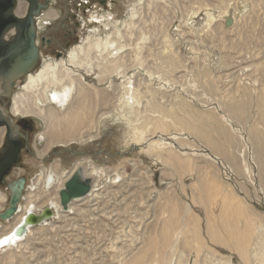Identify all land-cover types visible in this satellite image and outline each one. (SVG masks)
<instances>
[{
	"label": "rangeland",
	"instance_id": "374dc122",
	"mask_svg": "<svg viewBox=\"0 0 264 264\" xmlns=\"http://www.w3.org/2000/svg\"><path fill=\"white\" fill-rule=\"evenodd\" d=\"M40 11L38 24L43 14H51L50 23L39 28L54 41V51L44 52L45 60L39 61L32 75L47 63L66 59L74 46L89 38L110 39L116 30H120V36H113L121 45L118 56L126 59V65L121 68L124 76L110 75L109 89L107 81H97L99 61L94 60L91 68H71L83 78L84 86L107 88L110 98L109 116L94 112L91 117L89 132L98 136L92 142L76 138L50 149L52 144L40 136L44 130L40 119L25 117L35 126L28 151L4 179V183L24 179L19 208L31 193L36 192L39 200L57 190L58 181L48 189L42 183L54 167L65 174L82 170L97 196L89 193L74 200L73 212L60 210L46 224L31 228L20 248H16L20 243L8 250L3 246L0 264H127L145 240L151 238L160 246L164 228L169 241L177 236L176 226L168 223L175 207L184 217L181 227L187 223L189 231L197 230L196 235L188 234L191 238L185 245L180 240L174 249H159L172 253L175 263L254 264V228L264 222V161L254 156L255 132L264 144V0H47ZM226 17L232 18L230 25H225ZM73 29L77 37L64 46L66 32ZM25 81L18 82L11 96L26 93ZM127 82L139 96V90L147 96L140 109L118 105ZM32 98L37 104L36 96ZM12 100L5 99L3 107L14 121L24 115H12ZM35 104L31 113L39 111ZM236 107L237 116L231 111ZM56 110L61 115V109ZM149 139L159 140L156 151L148 146ZM86 150L95 151V157H88L91 153H83ZM93 165L103 172L97 178L88 174ZM4 187L0 196L6 199ZM8 201L0 202V212ZM223 208L229 211L226 230ZM11 220L3 225L9 227ZM249 221L253 222L248 225ZM208 223L225 244L210 240ZM228 230L236 231L231 240ZM243 231L248 234L245 245L238 240ZM197 235L202 246L197 245ZM232 242L242 247L245 259Z\"/></svg>",
	"mask_w": 264,
	"mask_h": 264
},
{
	"label": "bare ground",
	"instance_id": "6f19581e",
	"mask_svg": "<svg viewBox=\"0 0 264 264\" xmlns=\"http://www.w3.org/2000/svg\"><path fill=\"white\" fill-rule=\"evenodd\" d=\"M132 17L134 18V16H132ZM50 18H52V17H50ZM115 35L120 36V30H116L112 35H110V39H106L104 41L101 39L89 38V39H91L89 42L74 46L73 48L69 49L70 51L67 53L66 59L61 58L58 62H55L54 64L53 63H47V64H45V66H43V69L41 68V70L37 71V73H35L34 75H31V73L33 71L28 72L27 74H24L22 69H18L16 71L10 70L11 72H9V74L6 77H0V98L1 99L3 98V102H5V99H9V98H11V100L13 99L12 101L14 104H13L12 109H11V113L13 116H15V113H20V114L24 115L21 117H27L28 118V116L29 117L35 116L38 119H40V121L44 125L43 133L40 136L43 139H45V141H47L48 145L61 144L64 146V144L66 145L67 143H72L77 139H79L82 143L92 142L93 140H95L98 137L97 133L95 135L93 133L90 134V132H89L91 120H92V118H91L92 115L94 114V112H96L97 114L99 113L98 114L99 117L103 116V115L109 116V114H110L109 113L110 98H109L107 92L105 91V89L111 88V84H109L110 83L109 77L111 74H115V76H119V77L124 76V75H121L122 74L121 68L126 65L125 64L126 59L125 60L122 59L123 56L122 57L118 56L119 53L121 52L120 51L121 45L116 40H114L113 36H115ZM113 52L115 53V55H112ZM110 58H113V60ZM86 59H89V60H86ZM94 60L95 61L97 60L100 62V63H98V66H97L100 69V72L96 77L97 81L99 83H104V81H107V83H108L107 88H104V87L99 88V87L94 86V85H91V89L87 88L86 87L87 85L84 83L86 85V86H84V84L82 83L83 78L75 75L76 72L71 70V68H74V69L78 68V70H79V68H83V67H90L91 68ZM165 60L170 61V59H168V58H166ZM102 62L104 64H102ZM171 63H173V62H171ZM160 64H162V63H160ZM162 65H164V64H162ZM32 67H33V65L30 68H32ZM8 69H10V68L8 67ZM64 70L66 71V73ZM21 75L24 77H22ZM20 77H22V78H20ZM25 77H26V81H25V85L23 88L26 91V93H21L17 97L11 96V93H12L13 89L16 87V85L18 84V82ZM10 81H13V87H8L9 86L8 84ZM52 88H53V90L51 92L50 90ZM123 89H124L123 93L125 96L119 98L120 100H119L118 105L123 106L125 108H128L129 110H133L134 108L140 109L144 103L143 99H145L147 97L145 95V93L142 92L141 90H139L140 91V96H139L138 95V93H139L138 89L136 90L133 87V85L131 84V82H127L126 85L123 87ZM48 91H50V92L48 93ZM1 94H5V95H3L1 97ZM32 95L36 96L38 105L33 102ZM152 103L153 102L150 100L149 101L150 109L154 108ZM33 104L37 105V107L39 109L38 112H32L31 113V110L33 109ZM56 107L61 109V111H62L61 115L57 113ZM105 107L108 108V110L105 111L104 110ZM1 111L4 113V115H7L6 110L4 109V107L0 103V113H1ZM231 111L235 116H237V113L240 111V108L236 107L235 109H233ZM153 112H155V111H153ZM28 113L31 115H28ZM103 118L105 119V117H103ZM142 123H143V121H140V124H142ZM128 124L130 125V122H128ZM159 125H161L162 127H165V128L168 126L167 123L164 124V123H160V122H159ZM182 125L184 126L183 130H187L189 127L185 122ZM1 129H3V128H0V130ZM4 129L1 130V132H3ZM192 129L195 132H197L196 127L193 126V127H191V130ZM220 133L222 135H224V141L229 142L228 138L226 137L225 133L222 130L220 131ZM254 134L256 136L255 137L256 140L254 142V145H255L254 146V149H255L254 156L256 157L255 160L263 164V161H264V144H263V142H261V134L259 135V137H258V132H255ZM80 137H83L84 140L82 141L80 139ZM204 140L207 141L208 139L204 138ZM158 143H159V140H150L148 146L150 148H152L153 151H156L158 149V147H157ZM207 143H209V142L207 141ZM219 150L222 151L223 149L220 148ZM169 153H172V151H170ZM168 162H171V160H169ZM58 166H59V164H58ZM176 166H179V164L178 165L176 164ZM90 167L91 168H90L88 174L96 176V178L99 177L100 175H102L103 172H101V169L99 167L94 166V165L90 166ZM56 169H57V167H54L52 173H50L48 176H46V175L43 176V180L47 178V183H45V187L43 189L51 188L52 185L55 183L54 181H58V184H60L61 188H60V186H57L56 187L57 190L49 191L47 194H44V196H41L39 200H38V197H37L38 195L36 194V192L31 193L30 196H28L26 205L23 208H19V206H17V212L12 217L13 221L11 220L12 222H10L9 227L6 225H3V224L0 226V251L4 247L7 250L11 249V246H13L14 244L20 243V245H18L16 248H20V246L23 245L22 239H24L25 236H27L29 233H31V231H32L31 228H33V227H29L27 230V233L22 237L14 236V229L22 222L23 217L27 213L39 212L45 208L44 206L52 207L55 210L53 216L59 215V213L62 211L60 208V205H59L58 192L60 189L63 188L65 181L72 175L73 172H70V173L67 172V174L58 173ZM81 171L82 170L79 171L80 176L82 178H86V176H84ZM74 173H75V171H74ZM42 174H45V173L43 172ZM59 180H61V181H59ZM110 182L116 183L117 180L110 179ZM89 193H91L89 195L90 197L94 198L95 196H97L94 192H92V186H91ZM4 201L5 200L0 198V202H4ZM72 202L68 206V211H67L68 213H71L74 210ZM171 204H172V202H171ZM224 205H227V201L224 203ZM0 209H1V206H0ZM224 209H226V208H223V211L221 213V221H222L223 229L226 230L228 228L227 224H228V212L229 211L227 210L228 211L227 212ZM178 210L179 209L177 207H175L174 210L170 212L171 218L169 217L170 220L168 222L171 227L174 228L176 226L175 233L177 236L174 239H172L171 241H169L168 236L166 234L167 229L164 228L165 232L160 236V239H161V245L160 246L157 247L156 246L157 244H155L156 241L154 242V240L151 238L145 240V243L140 248H138L136 253L133 254V256H130L128 258L127 264H180V262L175 263V260H173V258L170 257V255L172 253L167 252V254H166V251L162 252V250H159L160 248H166V247H169L170 249H174V247L176 246V244L180 240L182 241V242L181 241L180 242L185 245V243H188L189 239L191 238L190 237L191 231H189V228H187V223H185L184 228L181 227V225L183 224V222H182L183 216L179 215ZM209 215L210 214H208L207 216H209ZM240 215H241V212H240ZM244 215H246V213H244ZM237 216H238V213H237ZM246 220H247V218H246ZM251 220H252V218H251ZM255 221H258V219ZM251 222H253V221H249V224L248 223L247 224L250 225ZM46 223H47V221L44 224H46ZM44 224H40L38 226H41ZM35 227H37V226H35ZM249 227H247V229H245V232L249 229L252 230L251 227L250 228ZM255 228H256V231H255ZM255 228H254V232L257 234V237L255 238V240H256V242L254 244L255 247L252 245L255 249L254 252L252 253V257L254 258V260H252V262L254 264H264V222L259 221L258 226ZM207 230H208L207 235L210 237V240H212L216 243H219V244H225L223 239H221L219 236L217 237L216 232L210 227L209 223L207 225ZM235 232L236 231H234V230H228L227 231L228 235H230V238H229L230 240L234 237ZM191 234L196 235L197 230L195 232H191ZM182 237H183V239H182ZM197 238L199 240L198 235L196 236V239ZM238 240L241 242V244L243 242L245 245L246 242H248V234L244 233V231L241 232L240 236L238 235ZM252 241H253V239H252ZM199 244H200V246L203 245L200 240L197 243V245H199ZM232 244L235 246L236 249L238 248L236 242H232ZM251 244H253V242H251ZM244 245H243V247H244ZM238 250H239L241 255L244 254L243 253L244 250L242 249V247H240V249L238 248ZM257 253L260 256V258H258V259L256 258L258 255ZM243 256H244L243 259H245L246 255L244 254ZM179 261H181V260H179ZM181 263H184V262L181 261Z\"/></svg>",
	"mask_w": 264,
	"mask_h": 264
},
{
	"label": "water",
	"instance_id": "95a60500",
	"mask_svg": "<svg viewBox=\"0 0 264 264\" xmlns=\"http://www.w3.org/2000/svg\"><path fill=\"white\" fill-rule=\"evenodd\" d=\"M12 7V0H0V50H3L4 48L1 41L3 33L13 25H15L20 30L22 39H25V41H27L28 46L21 47L20 49L24 50V52L18 56L13 57L14 59H10L8 53H5L6 56L4 57V59H0V73L4 72L5 68L10 64L20 62L19 65L23 64L21 66V68H23V73L27 74L28 66L37 60V49L33 45L34 29L32 25V17L38 14V9L40 6L35 4L30 5L26 20L22 22H15L16 19L12 13ZM231 23L232 18L226 17L225 25H230ZM25 26H28L27 34L24 33ZM16 70H18L17 67ZM8 85V87H13V81H10ZM5 94H1V97ZM8 117V115H4V113L1 111L0 126H4L8 131H10V126L13 122ZM7 145L8 149L2 152L0 157V182L7 174L8 170H10L13 163L17 161L18 152L20 149L18 143H15L9 139ZM79 171L80 169H77V171L65 181L63 188L60 189L58 192L59 205L61 210L64 212L67 211L68 206L71 204L72 201L87 196L91 189V180L89 178H82L80 176ZM22 190L23 180H19L18 182H15L13 183V185L10 186V197L8 201V206L6 209L0 212V226L4 222L10 220L17 212V206L21 198ZM54 212L55 210L52 207L47 206L39 212L27 213L23 217L22 222L14 229V236H24L27 233L29 227H35L40 224H44L46 221L52 219Z\"/></svg>",
	"mask_w": 264,
	"mask_h": 264
},
{
	"label": "flooded vegetation",
	"instance_id": "af4514ba",
	"mask_svg": "<svg viewBox=\"0 0 264 264\" xmlns=\"http://www.w3.org/2000/svg\"><path fill=\"white\" fill-rule=\"evenodd\" d=\"M12 2H13L12 13H13V16L15 17V19H16L15 22H22V21L26 20L27 13H28V11L30 9V5H34L35 4V5H39L40 6L39 9H38V14L36 16L32 17V25H33V29H34L33 30V45L37 49V60L35 62H33L31 65L28 66L27 70H28V72H31V71H34L33 69L36 67L37 64H39V61L41 59L45 60L43 58L44 52L50 51L52 53L54 51L53 48H51V46L54 45V41H52V39L47 38V36L42 33V30L44 29L45 24L47 25L52 20V18H50L51 14H50L49 11H47L46 15L43 14L41 16L42 17L41 18L42 21H41V23H40L41 25H40V24H38L39 23L38 22V18H40L39 14L41 12L40 10H42L43 6L46 5L47 0H12ZM39 25L42 26L43 29L39 28ZM21 26H23V25H21ZM27 30H28V26L27 27L25 26V28H24V33L25 34H27ZM65 36H66V38H65V41H64L63 44H64V46H68L71 43L70 39H72L74 37H77V35L75 36V29L71 30L70 32H66ZM16 38H18V39H16ZM1 41H2V44H3L4 48H3V50H0V59H4V57L6 56L5 53H8L10 59H14L13 57L18 56V55H20V54H22L24 52V50L20 49L21 47H27L28 46L27 45V41H25V39H22L21 32L15 25L9 27L3 33L2 37H1ZM75 41H77V39ZM19 63H14V64L12 63L9 66H7L5 68L6 70L4 72L0 73V77H6L9 74V72H11L12 70H16V67L18 69H22L23 70V68H21V66L23 64L19 65ZM32 65H33V67L30 68ZM8 67L10 69H8ZM31 75H32V73H31ZM22 77H24V76H22ZM22 77H20V78H22ZM0 103L3 106V101H2L1 98H0ZM31 118H33V117H31ZM35 118H37V117H35ZM35 118H33V119L34 120L38 119V118L37 119H35ZM37 121H40V120H37ZM12 122L13 123L10 126V131L5 129L4 135L2 137V144L0 145V157H1L2 152H4L5 150L8 149V145H7L8 139L12 140L15 143H18L19 146H20V149H19V152H18L17 161L15 163H13L12 167L10 168V170H8V172L5 175V177L8 176L9 174H11V172L16 169L17 165L21 164L20 163V161H21L20 158L22 157V154H25L26 151H28L27 147H26V144H27V141L29 139V136L33 133V131L35 129L34 122L31 119H25V117H20L18 119H14V121L12 120ZM41 143H42V141H41ZM85 143H88V142H85ZM52 147H53V145L50 147V149ZM83 153H86L88 155L91 153L88 157H95V155H93L95 153V151L86 150V152H83ZM47 176H48V174H47ZM5 177L0 182V187L5 186L3 188V191H4L3 194L5 195L6 199L8 198L6 200L5 198L0 196L1 199L5 200L4 202L9 200V197H10V186L13 185V183L18 182L19 180H23V186L25 184L24 179H22V178L17 179L16 181H11L10 183H6V182L4 183ZM42 183L45 185V183H47V178L44 179Z\"/></svg>",
	"mask_w": 264,
	"mask_h": 264
}]
</instances>
